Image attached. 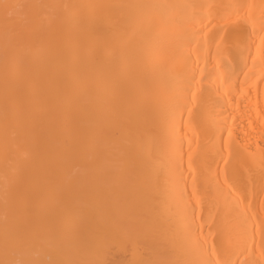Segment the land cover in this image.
Returning <instances> with one entry per match:
<instances>
[{
	"label": "bare ground",
	"instance_id": "1",
	"mask_svg": "<svg viewBox=\"0 0 264 264\" xmlns=\"http://www.w3.org/2000/svg\"><path fill=\"white\" fill-rule=\"evenodd\" d=\"M0 264H264V0H0Z\"/></svg>",
	"mask_w": 264,
	"mask_h": 264
}]
</instances>
